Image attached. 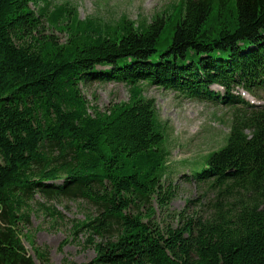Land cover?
<instances>
[{"label":"trees","instance_id":"obj_1","mask_svg":"<svg viewBox=\"0 0 264 264\" xmlns=\"http://www.w3.org/2000/svg\"><path fill=\"white\" fill-rule=\"evenodd\" d=\"M93 82L128 99L99 109L81 87ZM150 85L229 108L225 143L173 167ZM240 90L264 100V0H178L150 22L0 0V264H35L18 225L36 195L94 212L71 232L95 256L65 264H264V103ZM180 182L212 196L171 211Z\"/></svg>","mask_w":264,"mask_h":264},{"label":"rangeland","instance_id":"obj_2","mask_svg":"<svg viewBox=\"0 0 264 264\" xmlns=\"http://www.w3.org/2000/svg\"><path fill=\"white\" fill-rule=\"evenodd\" d=\"M178 0H53V3L69 2L77 8L80 18L97 15L105 19H118L125 15L128 19L150 22L153 15L162 13ZM82 91L90 104L99 109L109 104L128 99V86L122 82H93L82 85ZM212 89L220 90L217 85ZM239 93L248 101L257 102L249 93ZM144 95L153 98L159 117L167 124V146L170 150L169 162L173 167H183L202 159L208 153L225 143L230 127V109L223 105H212L185 97L157 85L144 87ZM264 97V91L261 92ZM264 102V100H263ZM207 187L195 183L178 184L175 197L168 205L171 211H180L187 206V200H195L202 193L207 198L212 194ZM52 205L61 217H52L40 207L39 203ZM156 216H160L156 207ZM94 214L92 208L81 200H45L39 195L31 201L29 222L18 226L22 234L21 242L35 261L34 247L48 248L52 264H65V261L85 263L96 254L93 246H84L86 234L71 232L74 220H82L86 215ZM98 239L96 238V241Z\"/></svg>","mask_w":264,"mask_h":264}]
</instances>
